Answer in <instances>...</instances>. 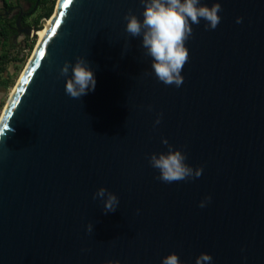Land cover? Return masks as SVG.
Here are the masks:
<instances>
[{"label": "water", "instance_id": "water-1", "mask_svg": "<svg viewBox=\"0 0 264 264\" xmlns=\"http://www.w3.org/2000/svg\"><path fill=\"white\" fill-rule=\"evenodd\" d=\"M201 3L221 19L191 25L175 87L124 31L140 0H57L0 118V264H264V0ZM48 19L16 29L33 38ZM77 58L96 84L71 98L60 67ZM161 137L199 178H156L147 156L167 151ZM101 186L115 211L93 199Z\"/></svg>", "mask_w": 264, "mask_h": 264}, {"label": "clouds", "instance_id": "clouds-1", "mask_svg": "<svg viewBox=\"0 0 264 264\" xmlns=\"http://www.w3.org/2000/svg\"><path fill=\"white\" fill-rule=\"evenodd\" d=\"M142 5V20L131 12L126 13L124 31L131 37H141V46L151 57V70L155 78L164 85L180 87L183 82L181 70L188 59L185 41L192 33L191 25L204 21L205 29L214 30L220 22L221 5L215 3L207 6L201 0H140ZM237 24L241 18H236ZM70 71V75H69ZM60 75L65 77L64 92L71 98H80L95 89V73L83 59L77 58L74 63L65 61L60 67ZM151 111L152 106L148 105ZM161 123V114L153 120V127ZM161 143L167 151L151 153L147 156L150 167L157 170V179L171 183L173 181L199 178L202 167L193 168L186 163V154L180 148H174L166 138L161 137ZM93 199L103 203V210L115 211L118 197L101 186L93 193ZM211 200L205 196L198 202V207L204 208ZM139 211V210H137ZM86 232L92 231L91 224L85 226ZM106 264H119L118 260H108ZM160 264H181L177 254L170 253L161 258ZM194 264H212V256L200 253Z\"/></svg>", "mask_w": 264, "mask_h": 264}, {"label": "trees", "instance_id": "trees-1", "mask_svg": "<svg viewBox=\"0 0 264 264\" xmlns=\"http://www.w3.org/2000/svg\"><path fill=\"white\" fill-rule=\"evenodd\" d=\"M31 4L29 11L34 8L33 16L23 18L21 24H26V19L32 20V27L39 25L40 21L48 19L54 10L55 0H24ZM15 24V18L4 17L0 15V89L6 92L13 87L15 78L21 66L25 63L26 55L30 53L35 45L37 37L27 38L23 46L17 47L9 44L12 35V27ZM1 96V95H0ZM3 100L0 99V109Z\"/></svg>", "mask_w": 264, "mask_h": 264}, {"label": "flooded vegetation", "instance_id": "flooded-vegetation-1", "mask_svg": "<svg viewBox=\"0 0 264 264\" xmlns=\"http://www.w3.org/2000/svg\"><path fill=\"white\" fill-rule=\"evenodd\" d=\"M37 2L38 0H36V4ZM30 6L31 4L24 0H0V15L9 18H13V17L15 18V24L12 27L13 32L9 39L10 45L21 47L23 46L27 38H29V36L25 34L24 30L18 32V30L16 29V20L18 17H21L22 20L25 17L30 18L31 16H33L35 8L32 11H29ZM25 21L26 19L24 20V22ZM21 27L27 28L32 26L27 24H21Z\"/></svg>", "mask_w": 264, "mask_h": 264}, {"label": "rangeland", "instance_id": "rangeland-1", "mask_svg": "<svg viewBox=\"0 0 264 264\" xmlns=\"http://www.w3.org/2000/svg\"><path fill=\"white\" fill-rule=\"evenodd\" d=\"M55 2H57V0H55ZM55 5H56V3H55ZM55 5H54V8H55ZM53 12H54V10H53ZM26 24H27V25H30V26H33V24H32V20H31V19H27V20H26ZM36 37H37V36H36ZM37 41H38V38L36 39V42H35L34 47L36 46ZM34 47H33L32 51L26 55L25 63H24V64L21 66V68L19 69V71H18V73H17V76H16V78H15V83H14L13 87H11L7 92H6L5 90H3V89H0V95H1V96H0V99L3 100V105H2V107H1V109H0V117H1V115H2V112H3L4 106L6 105V103H7V101H8V98H9L10 92H11V90L14 88V86H15L16 82L18 81L19 77L21 76V73H22V71H23V69H24L26 63H27V62L29 61V59H30V56H31V54H32V52H33V50H34Z\"/></svg>", "mask_w": 264, "mask_h": 264}, {"label": "bare ground", "instance_id": "bare-ground-1", "mask_svg": "<svg viewBox=\"0 0 264 264\" xmlns=\"http://www.w3.org/2000/svg\"><path fill=\"white\" fill-rule=\"evenodd\" d=\"M53 16V15H52ZM50 20H51V18L50 19H48L47 20V22L45 23V25H44V27L42 28V29H40V30H36L35 31V35L37 36V38H38V41H37V43L39 42V40L41 39V37H42V35H43V33H44V31H45V29H46V27H47V25H48V23L50 22ZM37 45V44H36ZM36 47V46H35ZM28 63V62H27ZM23 72V71H22ZM22 74V73H21ZM20 78V77H19ZM14 89V88H13ZM13 89L11 90V92H10V95H11V93H12V91H13ZM10 95H9V98H10ZM9 98H8V100H9ZM8 102V101H7ZM6 106V105H5ZM5 106H4V108H5ZM4 110V109H3ZM3 113V112H2ZM2 116V115H1ZM1 118V117H0Z\"/></svg>", "mask_w": 264, "mask_h": 264}]
</instances>
